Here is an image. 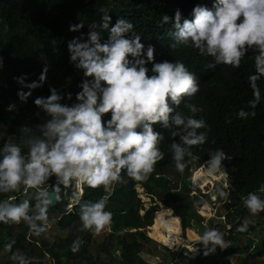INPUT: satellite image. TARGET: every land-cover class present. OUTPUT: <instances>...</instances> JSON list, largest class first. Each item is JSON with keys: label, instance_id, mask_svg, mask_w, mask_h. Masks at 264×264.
<instances>
[{"label": "trees", "instance_id": "16d2710c", "mask_svg": "<svg viewBox=\"0 0 264 264\" xmlns=\"http://www.w3.org/2000/svg\"><path fill=\"white\" fill-rule=\"evenodd\" d=\"M75 143L110 149L116 183L75 198L73 169L37 172ZM220 157L227 222L185 264H264V0H0V264H157L147 227L198 240L186 180Z\"/></svg>", "mask_w": 264, "mask_h": 264}, {"label": "rangeland", "instance_id": "374dc122", "mask_svg": "<svg viewBox=\"0 0 264 264\" xmlns=\"http://www.w3.org/2000/svg\"><path fill=\"white\" fill-rule=\"evenodd\" d=\"M69 117H70L71 123L73 125H75L76 127L79 126V124H80L79 123V118H78V116H77V114L75 112L74 113L68 112L66 114V118H69ZM106 151L109 154L113 155L112 154V151L110 149H106ZM64 153L65 152L63 150L62 151V154H64ZM38 155L39 156L37 157V160L42 161L43 162V166H44V164L46 165L41 171H40L39 168L37 169V172L40 175H42V176H46L50 171H56V170H52V169H67V168H69V167H65V168H62L61 167V168H59L58 166H55L54 168H52V166H54V165L53 164L46 163L44 160L45 159H53L54 160V157H56L55 155L46 154V153H40ZM215 162L217 163L218 161L217 160L214 161V160L210 159V161L207 160L204 163L200 164L198 170H195L193 168L191 169V174H192L191 186H192V188H190L191 189V194L190 195H196V196H198V200L196 202V209H197V214L200 217L198 219V221L193 224V229H191V230H193L194 232L197 233V235L199 236V239L198 240L190 241L187 238V236H186V230H185V232H183L179 228V225H180L179 224V225L176 226L175 233H176L177 236L179 235V232H180V234H182L181 235V238H182L184 244H183V246H180V247H176V246L170 245L169 244V242H170V240H169V236H170L169 233L165 229H163L161 227L159 215L157 217L154 216V218L156 219L157 227L162 232V234H161L162 236L159 235V236H157L154 239L153 237H151V236L148 235V233H149V227H147V236L155 244V245L149 244L148 247H147V249H146V253H143L142 254V256L148 262L157 263V264H185L186 263L185 262L186 261L185 259H187V257H184L183 254H182V252L184 250H187L186 249V246L187 247L188 246H192L191 244L200 242L202 240L203 235H206L207 234V225H206L207 224V221L213 220L214 222H216V221H219L221 219L223 222H227V220L225 218L226 213H225V210L223 209L222 203L221 202H218L216 200V194L218 193V191H217L218 188H217L216 184L217 183H220L221 187H223V188L226 185L225 184L226 183L225 180H226V176H227L226 166H225L226 163H225V159L222 158V160L220 162L223 165L224 174L223 175H220V174H218L219 169L214 166V163ZM111 166H112V164L108 165V167H107V169L105 171H104V169H102V167H100V169L102 170L101 171L102 174L100 176V181L103 180L104 178L108 179L111 182V184L109 186H112L117 181L116 176L113 175V172L111 170L112 169ZM64 171H67V172L72 173L70 170H64ZM74 171H76V170H74ZM76 173L78 174V172H76ZM204 179H208V182L210 184H207L208 183L207 182L206 183L207 186L204 189H202V185L201 184H202V181ZM215 181H217V182H215ZM73 188H74V186H73ZM136 191L139 194V197L141 198V200L143 202H145V207H148L149 206V203H148L149 202V199L144 194H142V191L143 190L141 188L137 187L136 188ZM81 193H82V190L80 189L79 192H78V194H81ZM207 193H209V195L211 196V199L213 201L212 204L205 203L203 201V199L201 198V196H199V194H207ZM78 194L77 193L76 194H73V196L75 198L76 197L79 198ZM73 201H74L73 198H71L70 199V202L72 203ZM161 207H164V206L161 205V204H159V209H161ZM168 210L171 212L170 209H168ZM154 218H153V220H154ZM227 228H229V227H227ZM47 229H48L49 235H51V236H61V233L58 232V230L56 229V226L55 225H53V224L51 225L50 224V225H48ZM254 233L255 232H252V235ZM166 239L168 240L167 243L165 242ZM168 253H172L174 255L172 262L170 261V263L169 262L167 263L165 260H160L159 261V259H160V256L159 255H164V257H165V256H167ZM46 264H52V263H51V261L49 259H47Z\"/></svg>", "mask_w": 264, "mask_h": 264}, {"label": "bare ground", "instance_id": "6f19581e", "mask_svg": "<svg viewBox=\"0 0 264 264\" xmlns=\"http://www.w3.org/2000/svg\"><path fill=\"white\" fill-rule=\"evenodd\" d=\"M84 145L85 144L83 143H76L72 146L70 145L67 147H63L65 153L61 156L56 155V157H54L55 161L52 163L54 166H58L59 168L69 167L76 170L74 172L76 176L80 178V185L83 181L93 182L95 180H98L102 174V170L100 169V167H102V169H104L105 171L108 165L112 164L109 153L101 152V150H99L98 152L94 150L95 148H93L92 146L86 147ZM212 160L218 161L217 163H214V166L216 168L220 169L223 166L220 162L222 158H212ZM42 169H40V171ZM76 172H78V174Z\"/></svg>", "mask_w": 264, "mask_h": 264}, {"label": "clouds", "instance_id": "9594fccd", "mask_svg": "<svg viewBox=\"0 0 264 264\" xmlns=\"http://www.w3.org/2000/svg\"><path fill=\"white\" fill-rule=\"evenodd\" d=\"M84 144V143H83ZM66 146H68V145H66ZM84 146H86V147H93V148H95L94 150H96V151H98L99 152V150H101V152H107L106 151V149H98V148H96V147H94L93 145H89V144H85ZM60 147H62V146H60ZM60 147L58 148V150H57V153L56 154H51V155H58L59 154V149H60ZM108 153V152H107ZM40 154V153H39ZM39 155H37L36 156V159L35 160H37V157H38ZM109 156H110V158H111V163H112V168H113V162H112V158H113V155H111V154H109ZM221 158H223V157H221ZM224 159V158H223ZM225 164V163H224ZM226 166V165H225ZM40 169V168H39ZM112 170V172H113V169H111ZM74 175V174H73ZM113 175H114V173H113ZM75 177H76V180H75V182H74V192H73V194H76V193H78L79 192V190L81 189L82 190V185L83 184H85V183H90V184H95V183H98V182H100V178L98 179V180H96V182H86V181H83L82 182V184L80 185V183H81V181H80V178L79 177H77L76 175H74ZM115 176V175H114ZM189 178H192V174L190 175V177ZM226 178H227V176H226ZM79 186H80V188H79ZM189 188H192V186L190 185V187ZM81 196V195H80ZM80 198V197H79ZM70 201V200H69ZM70 204V203H69ZM168 209V208H167ZM158 211V210H157ZM156 211V212H157ZM155 212V213H156ZM172 212V211H171ZM155 215V214H154ZM195 244V243H194ZM193 244V245H194ZM195 247V246H194Z\"/></svg>", "mask_w": 264, "mask_h": 264}, {"label": "water", "instance_id": "95a60500", "mask_svg": "<svg viewBox=\"0 0 264 264\" xmlns=\"http://www.w3.org/2000/svg\"><path fill=\"white\" fill-rule=\"evenodd\" d=\"M44 161L46 163H49V164H52L54 162L53 159H45ZM93 182H96V180L93 181ZM186 185L188 187H190V185H191V178H188L186 180ZM56 195H57V188H56V186L55 185L50 186L49 190L46 191V195H45L46 203L48 205H50V206L56 205Z\"/></svg>", "mask_w": 264, "mask_h": 264}, {"label": "built area", "instance_id": "2783aa9c", "mask_svg": "<svg viewBox=\"0 0 264 264\" xmlns=\"http://www.w3.org/2000/svg\"><path fill=\"white\" fill-rule=\"evenodd\" d=\"M226 186V185H225ZM80 195L81 194H78V196L80 197ZM73 205V202L71 203L70 202V204H68L67 205V209H70L71 208V206ZM149 235V234H148ZM192 246H186V249L187 250H184L183 252H182V254H183V256L184 257H187V259H191V258H194L196 255H198V250L194 247V245L193 244H191ZM182 251V250H181Z\"/></svg>", "mask_w": 264, "mask_h": 264}]
</instances>
